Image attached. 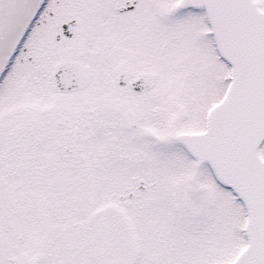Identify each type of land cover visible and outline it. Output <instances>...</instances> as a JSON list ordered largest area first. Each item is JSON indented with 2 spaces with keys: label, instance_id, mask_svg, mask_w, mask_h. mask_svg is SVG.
<instances>
[{
  "label": "snow or ice",
  "instance_id": "6c2138e0",
  "mask_svg": "<svg viewBox=\"0 0 264 264\" xmlns=\"http://www.w3.org/2000/svg\"><path fill=\"white\" fill-rule=\"evenodd\" d=\"M0 264H264V0H0Z\"/></svg>",
  "mask_w": 264,
  "mask_h": 264
}]
</instances>
